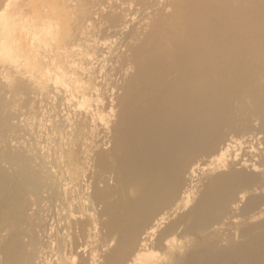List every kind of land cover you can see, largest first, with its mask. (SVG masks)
<instances>
[{
    "label": "bare ground",
    "instance_id": "6f19581e",
    "mask_svg": "<svg viewBox=\"0 0 264 264\" xmlns=\"http://www.w3.org/2000/svg\"><path fill=\"white\" fill-rule=\"evenodd\" d=\"M91 1L0 0V26L16 57L49 42L47 141L65 203L107 217L105 264H264V0Z\"/></svg>",
    "mask_w": 264,
    "mask_h": 264
},
{
    "label": "rangeland",
    "instance_id": "374dc122",
    "mask_svg": "<svg viewBox=\"0 0 264 264\" xmlns=\"http://www.w3.org/2000/svg\"><path fill=\"white\" fill-rule=\"evenodd\" d=\"M53 2L63 9L67 18L73 16L76 21H81L80 14L84 9L88 11L83 15L92 11L91 0H40L41 10ZM34 15L36 17L38 13ZM56 19L58 25L64 20ZM1 29L0 26V178L6 179V184L5 195L0 197V264H105L108 251L115 247V235L108 234L106 227L107 217L102 213L99 216L98 209L85 197L84 202L80 199L72 201L76 208L65 203L63 178L58 164L55 167V159L60 161L69 151L58 150V142L47 141L51 134L60 138L66 136L51 107L52 114L47 107V118V104L43 97L40 100L45 94L37 93L35 89L39 81L41 86L46 82L41 75L38 78L37 67L46 62L43 53L49 42L44 36L37 48L45 49L38 51L36 48L34 60L30 55L16 57L8 49ZM54 30L53 36L55 33L56 37L62 35L55 37V42H61L64 34ZM63 71L57 70V73ZM40 102L45 104L40 106ZM49 117L54 118L51 121ZM52 146H55L53 152ZM25 171H28L27 178ZM74 209L77 212H73ZM156 247L145 254L147 257L150 253L147 259L164 257L163 251Z\"/></svg>",
    "mask_w": 264,
    "mask_h": 264
}]
</instances>
